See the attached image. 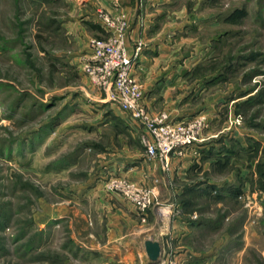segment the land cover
<instances>
[{
    "label": "rangeland",
    "instance_id": "1",
    "mask_svg": "<svg viewBox=\"0 0 264 264\" xmlns=\"http://www.w3.org/2000/svg\"><path fill=\"white\" fill-rule=\"evenodd\" d=\"M136 1V11L153 9L143 28H183L171 30L155 72L171 73L159 87L188 93L197 109L185 119L200 127L179 155L184 173L169 177L164 159L144 151L135 113L170 117L164 96L149 109L135 75L138 108L126 110L86 71L90 39L116 37L133 59L142 50L138 40L128 52V13L106 10L108 0H0V264H152L134 247L103 250L120 232L108 230L116 199L132 207L142 238L171 249L160 209L174 200L169 223L190 231L176 247L193 264H264V0ZM115 159L127 161L107 171ZM129 183L148 192L145 209L126 198Z\"/></svg>",
    "mask_w": 264,
    "mask_h": 264
},
{
    "label": "crops",
    "instance_id": "2",
    "mask_svg": "<svg viewBox=\"0 0 264 264\" xmlns=\"http://www.w3.org/2000/svg\"><path fill=\"white\" fill-rule=\"evenodd\" d=\"M151 2V0H149ZM94 6H95V2ZM156 0H153L152 4H155ZM103 4V2H101ZM136 0H108V3L105 2L104 8L106 10H114V11H122L126 12L129 14L130 18V25H129V31L126 36V44L128 47V52L130 55H133L135 53V47H136V41L141 40L144 41V46L142 47V50L138 52L136 57L134 58L135 61V66L133 69L134 75L136 77H143V82L145 83V91L147 94V100L144 101L145 105L149 108L152 109L154 108L152 106V101L156 100L158 96L163 95L164 98L166 99L165 101L167 102L168 105H171V111H170V117L173 119H179V120H185L189 116H191L196 109V107L189 106V98L187 94L181 95V97H175L172 95V91L168 88H171V86L164 87L160 86V84H165L171 79L172 74L167 73L163 76L156 74L155 69L157 68V57L159 55L160 50H166L167 48L164 47V45H169L170 43V32L171 30L173 31H179L181 32L183 28H171V29H165L163 32L160 31L159 33L157 32L156 34L154 33V30H150V28H143L142 25V19L144 16H148L150 19L152 16L149 14L153 12V9L149 10V4L147 7L145 6L144 9L139 6L138 11H136ZM136 8V9H135ZM145 13V14H144ZM153 19V17H152ZM149 25L152 26V22L149 23ZM86 35L88 34H82L81 38H84V44L85 41L87 40ZM176 37V36H175ZM173 37V39L175 38ZM86 53H88L87 48L85 47ZM187 61V60H186ZM185 63V61L183 62ZM164 86V85H163ZM163 91V93H162ZM188 96V98H186ZM127 122V121H126ZM128 127L130 129V132L132 134L137 133L138 134V128L140 127H135L134 125H131L129 123ZM144 147V145H143ZM130 163H136L137 157H128V161ZM189 160V159H188ZM127 160H119L115 159L113 163L109 165L107 168V171H119L122 170L120 167V163H125ZM154 165L157 166V168L160 167V162H157L156 160H150ZM183 162V163H181ZM184 159L182 156L179 155H172L170 158V163H169V170H165L168 172L169 177H173L174 174L181 176L184 173ZM162 169V168H161ZM170 171V172H169ZM94 185L89 184L88 186L82 188V190H76L74 191L75 195L74 196H84L88 195L91 193ZM117 200V205L115 209V214L117 215V220L116 224L117 225H112V227H108V230H112L111 228H115L116 230L120 231L115 237L114 240H107L105 244H103V250L105 252H119V253H124V252H129L130 248L134 247L135 249L138 250V254L142 257L145 258L147 263H150L148 260L147 254L145 252V246H144V241L146 238H150V236H146L145 238H142L141 234L143 230L141 229L142 226L141 224L136 221L135 216L133 215L132 212V207L126 202H123L120 199ZM174 203L175 201H170L167 204H165L161 209H160V214L165 217V222L163 226V232L165 235H167L170 239H172V249L170 246H165L163 245L162 239L160 237H151L152 239L158 240L160 244L162 245V255L161 259H165L167 261H174V264H193L191 262L192 260H189V253L190 251L185 248L184 245L181 247L176 245L184 240V237L190 233V231H187L186 229L178 228L180 224L183 222L180 221V219L174 220L175 224L172 223L170 224V217L173 215V210H174ZM60 211V210H59ZM56 215V214H54ZM58 217L61 215L59 212L57 213ZM176 243V244H174ZM175 245V246H174Z\"/></svg>",
    "mask_w": 264,
    "mask_h": 264
},
{
    "label": "built area",
    "instance_id": "3",
    "mask_svg": "<svg viewBox=\"0 0 264 264\" xmlns=\"http://www.w3.org/2000/svg\"><path fill=\"white\" fill-rule=\"evenodd\" d=\"M104 20L110 21L108 17ZM88 45L91 61L87 63L86 71L91 80L100 88L117 91V98L124 109H137L141 92L133 75L135 60L126 55L120 40L116 37L108 40L94 38ZM135 115L140 117L148 132L143 135L144 151L150 158L164 159L162 164L166 169L169 168L170 154L182 155L198 137L199 119L172 120L166 112L152 116L144 109ZM126 189V198L136 208L145 209L149 203L148 192L132 183ZM157 264L173 263L162 259Z\"/></svg>",
    "mask_w": 264,
    "mask_h": 264
},
{
    "label": "water",
    "instance_id": "4",
    "mask_svg": "<svg viewBox=\"0 0 264 264\" xmlns=\"http://www.w3.org/2000/svg\"><path fill=\"white\" fill-rule=\"evenodd\" d=\"M144 246L150 263H159L162 255V245L160 244V242L150 237L146 238V240L144 241Z\"/></svg>",
    "mask_w": 264,
    "mask_h": 264
}]
</instances>
